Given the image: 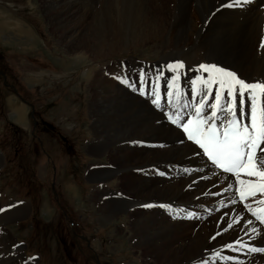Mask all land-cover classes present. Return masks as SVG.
Instances as JSON below:
<instances>
[{"label":"bare ground","instance_id":"bare-ground-1","mask_svg":"<svg viewBox=\"0 0 264 264\" xmlns=\"http://www.w3.org/2000/svg\"><path fill=\"white\" fill-rule=\"evenodd\" d=\"M41 1L67 53L87 63L147 45L159 56L151 64L125 59L104 69L88 64L84 69L97 126L89 150L95 161L87 172L102 184L96 197L106 218L130 215L135 245L162 257V264H264V252L241 248L245 242L264 248V232L252 220L257 206L236 200L238 190L247 189L240 181H264L243 171L239 177L215 172L179 131L188 118L198 119L200 100L205 101L202 117L211 114L217 91L221 105L231 101L228 88H217L218 79L201 65L230 72L245 83H264V0ZM232 4L236 6H228ZM177 64L183 67H169ZM29 78L34 80L33 74ZM233 93L239 96L235 88ZM243 99L245 111L237 115L241 128H251L253 110L257 125L264 122V94L257 91L255 102L250 93ZM217 113L223 126L230 114L219 108ZM196 127L191 125L193 131ZM102 157L107 163L100 162ZM257 169L264 167L258 164ZM123 178L132 183L122 196L104 184ZM20 214L22 209L6 214L0 209V264L20 258L21 248L3 227ZM246 234L249 238L242 242Z\"/></svg>","mask_w":264,"mask_h":264},{"label":"rangeland","instance_id":"rangeland-1","mask_svg":"<svg viewBox=\"0 0 264 264\" xmlns=\"http://www.w3.org/2000/svg\"><path fill=\"white\" fill-rule=\"evenodd\" d=\"M43 7L41 0H0V209H22L3 226L21 248L15 264H154L131 237L133 218L100 210L102 184L87 172L97 126L84 69L159 56L147 45L87 63L67 53ZM109 181L117 196L132 183Z\"/></svg>","mask_w":264,"mask_h":264},{"label":"snow or ice","instance_id":"snow-or-ice-1","mask_svg":"<svg viewBox=\"0 0 264 264\" xmlns=\"http://www.w3.org/2000/svg\"><path fill=\"white\" fill-rule=\"evenodd\" d=\"M239 3V0H236ZM229 7L236 6V4L228 5ZM170 68H181L182 64L170 65ZM201 69L206 72H217L222 76H227L235 85H239V96H235L233 89H228L227 96L231 98V101L221 105L222 94L217 91L215 94V103L211 104V114L202 117V111L205 107V101L202 99L199 101L198 106L195 109L196 119L195 121L189 120L187 123L182 124L184 131L188 133L189 139L195 140V142L204 150L209 159L220 169L225 172L234 173L237 177L240 176L243 171L248 176H258L264 181V170H258L257 165L264 167V156H258L257 150L264 153V148L261 144L264 143V122L257 125L255 110L252 113L251 128L243 126L241 128L240 123L236 119H229L226 126L221 132L219 127L213 123L217 118V109L228 112L231 116L235 117L238 114L242 115L245 111L240 108V105L244 103V93L249 92L251 99L255 102L256 92L264 94V83L249 84L243 80L238 79L230 72H223L218 68H206L201 65ZM143 79V77H141ZM127 83L126 80L121 81ZM215 80L209 79L208 83H214ZM196 83L195 81L193 82ZM223 81H220L221 88H223ZM135 87L134 85H130ZM142 95L144 90L137 88ZM171 95V93H169ZM158 103V99L153 101ZM176 122L175 120L173 121ZM195 123L197 125L195 129V135L191 125ZM207 127L205 128V126ZM246 158V159H245ZM240 183L247 184V189H239L240 198L243 200L248 196H255L257 190L264 193V183L253 184L251 182L240 181ZM264 203V201H260ZM255 214V213H254ZM264 223V217H257ZM231 226V225H230Z\"/></svg>","mask_w":264,"mask_h":264}]
</instances>
